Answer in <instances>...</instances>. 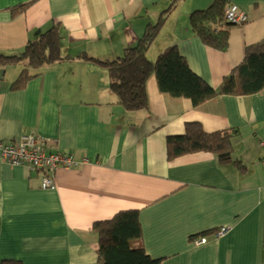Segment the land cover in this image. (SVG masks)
I'll list each match as a JSON object with an SVG mask.
<instances>
[{
	"label": "crops",
	"instance_id": "1",
	"mask_svg": "<svg viewBox=\"0 0 264 264\" xmlns=\"http://www.w3.org/2000/svg\"><path fill=\"white\" fill-rule=\"evenodd\" d=\"M212 1L0 0V55H19L54 24L68 55L20 90L10 86L23 65L0 66V142L41 136L45 150L82 161L56 168L55 188L44 189L43 171L0 156V263L97 264L93 223L137 209L145 250L162 264H264V89L194 107L159 92L150 77L147 108L129 112L111 91L103 63L136 44L174 5L147 58L176 45L190 69L219 89L245 47L264 39V0H228L247 21L230 28L226 52L206 47L190 29V13ZM26 2L24 11H13ZM190 122L206 132L228 131L232 161L219 163L207 152L167 160L166 137L184 133ZM221 227L203 243L190 239Z\"/></svg>",
	"mask_w": 264,
	"mask_h": 264
},
{
	"label": "trees",
	"instance_id": "2",
	"mask_svg": "<svg viewBox=\"0 0 264 264\" xmlns=\"http://www.w3.org/2000/svg\"><path fill=\"white\" fill-rule=\"evenodd\" d=\"M227 3L228 0H213L206 8L193 10L189 15L192 33L206 47L219 52H226L230 28L236 25L224 17ZM29 4L21 3L13 11L22 12ZM173 6L166 9L155 24L147 26L136 44L123 49L114 60L103 61L110 78V89L124 110L136 112L147 108L146 82L150 77L154 78L159 92L187 98L194 107L218 95H249L264 89V39L245 47L242 61L223 77L219 89L190 69L176 45L164 48L154 60L148 59L146 52ZM65 58L68 55L64 56L60 51V27L54 24L28 41L19 55H0V66L23 65L10 86L12 90H20L29 80L41 75L43 66ZM230 137L228 131L206 132L197 122L186 123L184 133L166 137V158L173 160L184 154L207 152L219 163H228L232 161ZM91 230L97 237V264H162V258L151 257L145 250L137 209L120 210L110 219L94 222ZM219 230L203 231L190 239L214 235ZM0 264L22 263L10 259L2 260Z\"/></svg>",
	"mask_w": 264,
	"mask_h": 264
},
{
	"label": "built area",
	"instance_id": "3",
	"mask_svg": "<svg viewBox=\"0 0 264 264\" xmlns=\"http://www.w3.org/2000/svg\"><path fill=\"white\" fill-rule=\"evenodd\" d=\"M224 17L227 21L236 25L247 21V14L236 4H229L224 9ZM264 145L263 143H261ZM48 140L35 135H24L18 140L10 142H0V156L8 164L16 166L23 165L34 170H44V176L41 179V188L54 189L55 182L53 172L58 167L72 168L76 167L80 162L76 160L72 154L62 153L59 151L45 150ZM85 160V158L83 159ZM264 167V157L261 159ZM225 227H221L214 234L219 235L225 231ZM206 237L192 239L194 245L205 242Z\"/></svg>",
	"mask_w": 264,
	"mask_h": 264
}]
</instances>
